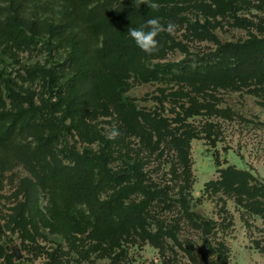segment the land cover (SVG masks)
I'll list each match as a JSON object with an SVG mask.
<instances>
[{
    "label": "trees",
    "instance_id": "1",
    "mask_svg": "<svg viewBox=\"0 0 264 264\" xmlns=\"http://www.w3.org/2000/svg\"><path fill=\"white\" fill-rule=\"evenodd\" d=\"M3 1L9 3L10 10L0 14V44L18 50L31 49L38 46L40 36L47 35L55 48L67 50L63 64L38 67L33 73L54 82L65 76L64 84L79 91L74 98L78 105L88 103L97 86L109 75L187 84L198 93L205 92L208 86L230 89L247 86L253 93H264V35L221 42L204 28L202 36L217 47L196 55L173 36L162 32L157 37L159 51L178 47L185 58L178 62H155L153 54H145L124 35L129 27H139L150 18H159L165 25L158 8L147 12L127 0ZM40 2L52 3L59 9L52 17L30 20L28 11ZM138 114L143 123L135 119V126L142 127L141 138H149L141 139L146 148L154 146L160 150L152 141L154 133L165 138L176 152L173 178L180 180V185L175 196L168 185L162 187L148 180L133 166L114 169L103 152L64 147V158L61 157L56 149L57 134L47 132L66 131V119L56 117L52 110L45 113L36 103L33 91L21 93L13 79L0 71V160L9 166L23 156L49 162L46 185L54 211L72 225L69 232L81 235V238L68 237L69 249L48 252L51 264L70 262L68 255L71 254L77 255V261L92 263L93 257L120 264L129 256L132 246L146 243L158 249L163 264H178L175 261L178 251L189 264H228L226 244L212 240L219 223L205 219L191 207L188 194L191 161L185 138L170 130L165 119L145 111ZM21 187L25 195L23 213L37 219L41 213L40 189L30 179H25ZM207 190L233 198L246 213L264 219V183L252 173L234 166L222 168L219 178L210 182ZM166 210H177V216H164ZM184 225L201 236V246L181 238ZM4 237L6 234L0 225V238Z\"/></svg>",
    "mask_w": 264,
    "mask_h": 264
},
{
    "label": "rangeland",
    "instance_id": "2",
    "mask_svg": "<svg viewBox=\"0 0 264 264\" xmlns=\"http://www.w3.org/2000/svg\"><path fill=\"white\" fill-rule=\"evenodd\" d=\"M127 1L147 12L154 10L139 0ZM149 3L158 5L165 26L168 22L177 25L171 36L192 54L207 53L217 47L202 36L204 28L221 42L264 35V0H149ZM9 7V3L0 0V14L8 13ZM58 9L52 3L40 2L28 11L27 17L30 20L52 17ZM124 36L134 42L128 33ZM39 40L36 48L22 50L0 44V71L13 79L21 93L33 91L36 103L45 113L52 110L56 117L66 119V131L47 132L57 134L56 149L61 157L64 147L103 152L114 169L133 166L148 180L162 187L168 185L175 196L180 185V180L173 178L176 152L165 138L154 133L152 141L160 150L154 146L146 148L141 139L149 138H141L142 127L135 126V119L143 123L138 114L143 111L165 119L168 128L185 138L188 145L191 207L205 219L219 223L212 240L226 244L228 264H264V219L246 213L233 198L207 190V185L219 178L220 169L229 166L248 171L264 183V93H253L247 86L241 89L208 86L205 92L198 93L187 84L109 75L97 86L88 103L78 105L74 98L79 91L64 84L65 76L54 82L33 73L38 67L63 64L68 56L67 50L55 48L49 36L42 35ZM184 58L178 47L166 48L152 56L155 62H178ZM113 125L120 135L110 139L108 134ZM50 168L49 162L34 161L28 156L13 166L0 160V225L6 234L0 238V264H51L48 252L69 249L68 237L81 238L80 234L69 232L72 225L54 211L46 185ZM25 179L40 189L42 214L37 219L23 213L25 195L21 186ZM163 215L173 218L177 210H166ZM181 238L191 239L198 246L203 243L188 225L183 226ZM15 251L22 255L20 260L14 256ZM178 254L175 259L178 264H189L181 252ZM74 255H68L70 262L63 264H112L109 259L93 257L92 263L77 261ZM120 264H163V257L157 248L146 243L132 246L129 256Z\"/></svg>",
    "mask_w": 264,
    "mask_h": 264
},
{
    "label": "clouds",
    "instance_id": "3",
    "mask_svg": "<svg viewBox=\"0 0 264 264\" xmlns=\"http://www.w3.org/2000/svg\"><path fill=\"white\" fill-rule=\"evenodd\" d=\"M140 4H147L150 8L158 7L155 3H149V0H139ZM177 25L168 22L165 26L159 18H150L139 27H129L128 35L134 41L135 45L145 54L152 55L159 51L160 44L157 37L162 32H167L169 35L175 33ZM120 135V131L116 125L112 126V130L108 136L110 139H115Z\"/></svg>",
    "mask_w": 264,
    "mask_h": 264
},
{
    "label": "water",
    "instance_id": "4",
    "mask_svg": "<svg viewBox=\"0 0 264 264\" xmlns=\"http://www.w3.org/2000/svg\"><path fill=\"white\" fill-rule=\"evenodd\" d=\"M14 254H15V256L17 257V259L20 260V259L22 258V255L20 254L19 251H15Z\"/></svg>",
    "mask_w": 264,
    "mask_h": 264
}]
</instances>
